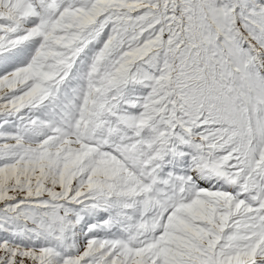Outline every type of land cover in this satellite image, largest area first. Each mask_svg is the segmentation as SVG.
<instances>
[{
    "label": "snow or ice",
    "instance_id": "obj_1",
    "mask_svg": "<svg viewBox=\"0 0 264 264\" xmlns=\"http://www.w3.org/2000/svg\"><path fill=\"white\" fill-rule=\"evenodd\" d=\"M0 264H264V0H0Z\"/></svg>",
    "mask_w": 264,
    "mask_h": 264
}]
</instances>
